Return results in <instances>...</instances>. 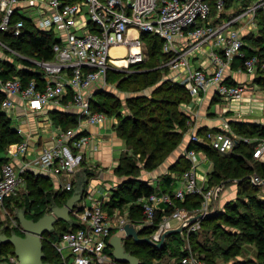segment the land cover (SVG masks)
<instances>
[{
    "label": "built area",
    "instance_id": "2783aa9c",
    "mask_svg": "<svg viewBox=\"0 0 264 264\" xmlns=\"http://www.w3.org/2000/svg\"><path fill=\"white\" fill-rule=\"evenodd\" d=\"M225 1L0 0V32L18 37L27 21L40 32L53 33L56 39L52 45L53 57L48 60L21 55L0 39L3 55L0 59H9L7 54L15 55L29 62L30 69L40 74L39 78L26 82L19 74L5 80L0 78V91L4 94L2 111L10 117V110L15 107L11 97L18 96L30 111L53 105L65 111L75 110L77 119L75 128L59 131L53 144L43 146L29 162L20 167L11 162L1 166L0 208L8 197L16 195L21 188L26 189L23 175L28 165L68 178L81 167L85 150L91 143L82 125L100 124L106 118L104 112L92 110L91 101L96 93L108 87L110 72L146 61L142 33L161 39L162 52L169 56L162 66L175 72L166 78L182 85L193 100L209 96L211 100L227 103L225 111L239 112L241 104L248 107L246 111L262 109L264 101L256 93L255 78L264 75V59L258 54L245 56L243 37L255 29L256 14L264 8V0H250L239 12L221 19L226 10ZM16 15L21 18L14 21ZM211 15L213 22L209 19ZM242 21L249 29L244 35L239 26ZM196 58L201 59L198 66L193 65ZM236 63L239 71L253 77L251 86L227 76ZM15 65L17 69L25 68L19 61ZM259 124L264 126V121ZM16 132L22 134L21 127H17ZM189 138V144H205L220 154L230 153L240 144L249 145L252 159L264 163V137L251 139L236 135L226 121L221 128L207 129L202 135L192 130ZM28 150L27 143L20 141L9 145L7 154L26 156ZM184 156L190 167L179 177L177 188L139 198L142 221L133 223L121 216L114 221L103 210L105 200L101 198L92 199L89 206L74 212L83 227L64 231L54 243L61 263L113 264L115 259L108 252V239L112 230L122 229L126 223H132L137 231L151 227L153 232L149 239L157 244L167 231L187 222L181 231L184 254L180 264H208L193 251L190 240L200 232L220 190L210 188L208 179L197 174L198 167L207 158L203 150L187 146ZM251 183L263 185L264 181L254 174ZM70 189V182L64 184V190ZM262 195L264 197V191ZM190 196L199 197L196 207L180 205ZM157 214L161 216L159 221H156ZM15 227H19L18 222ZM65 248L70 250L71 261L63 254ZM18 263L15 253L4 254L0 259V264Z\"/></svg>",
    "mask_w": 264,
    "mask_h": 264
},
{
    "label": "trees",
    "instance_id": "16d2710c",
    "mask_svg": "<svg viewBox=\"0 0 264 264\" xmlns=\"http://www.w3.org/2000/svg\"><path fill=\"white\" fill-rule=\"evenodd\" d=\"M234 1L235 0L225 1L226 11L232 8L231 6L232 4H234ZM249 1L250 0H241L240 10L246 7ZM212 10L215 13V7L213 5ZM224 14H221V16H223ZM18 18L21 17L19 15H16L14 17V21ZM256 24H258L259 27L257 32L253 33L251 31L243 37L245 43L243 46V50L246 57H251L254 54H258L262 59H264V8L259 9V11L257 12ZM141 37L145 44L147 59L143 63L131 66V68L135 70L128 74H125V81L130 85H134L139 81V84L142 82L143 87L155 85L158 81H160L161 84H159V86L156 88L155 93H161L163 94V97H161L158 101H156L155 99H151V101H148L147 99H143L142 97H136L130 100L128 102V107L133 110L132 117L125 116L119 119V122L116 123L115 130L117 131V135L121 138H124L127 141V144H131L134 148L133 150H136L137 153L141 154L144 151L146 152L147 150H151L149 151L150 153L148 155V158L144 163V167L147 170H152L161 161L162 158L160 155L163 153V151H165L167 147L169 148L180 140L181 135L179 131L172 130L175 127L180 129V131L182 132V129L186 127L190 118L187 114L179 111V119H176V106L182 102V97L184 98L186 96L189 100L191 99V97L182 85L166 78L169 70L167 69V67L162 66V63L165 62L169 56L162 52L161 39L145 33H142ZM0 39L21 55L33 57L37 60L51 59L53 57L52 45L56 42L53 33L40 32L34 28L31 22L27 21L24 22V27L22 28V33L20 36L15 37L10 33L0 32ZM11 56L14 57L13 59L16 62L19 61L23 63L25 68L17 69L15 62H13L12 60L0 59L1 79L5 80L7 78H10L14 74H19L24 82L32 78L40 77V74L38 72H33L30 69V67L32 66L29 62L22 60L15 55ZM238 65L239 64L236 63V66ZM118 72H110L108 81H110L111 78L112 80H114V76L120 74ZM139 78H141V81ZM255 83L261 85L262 88H264V75L256 77ZM134 90L137 89L134 88ZM104 95L105 92H98L94 95V98L91 101L92 110L102 111L106 115H115L113 114L114 111H112L109 107H119L118 101H115L111 105H108L107 98H109V96L106 95L104 97ZM175 96L180 97H177V99H175L174 101L172 99ZM3 98L4 94L0 91V152L6 150L9 145L21 141V137L19 136V134H17V132L11 127L10 117H8L1 109ZM116 115L119 116L118 113ZM54 119H56V123L62 128H69L68 126L66 127L68 121L72 123L76 122L75 119H68L62 114L59 116L56 115ZM171 123L175 124V126L172 127ZM162 124L169 127V129H163V131L159 130ZM232 125L235 126V129H233ZM230 126L238 134L248 135V129L250 126H252V124L248 125V123L245 122H231ZM253 126L255 129V135L264 137V126L255 124H253ZM204 132L205 129H200L197 131V133L201 135ZM146 140H149L153 143V147L151 149H147L149 144L151 145V143H148ZM242 147L247 148L245 151H240L239 149ZM188 148L203 150L209 158H211L212 155H215L214 153L220 155L221 157H219V159H216L212 162L213 169L209 176V186L212 188H218V190H220L230 183H236L238 196L243 195L244 198L249 201V203H245V212H240L237 205L231 204L230 202L225 203V207L222 213H216L214 215L209 214L203 220L202 227L210 223L215 216V218H221L223 222L231 224L234 227L240 226V230H242L240 236L253 243L255 245L257 254L260 257H263L262 261L253 262L251 260H247L246 262H242L240 264H264V199L262 200L259 198L261 187H264V184L253 185L251 183V176L253 174H257L264 181V163L253 160L250 146L245 144L236 146L232 152L227 154H220L217 151L209 148L205 144L190 143L188 145ZM7 161L8 160H4V158H1L0 168ZM253 161L256 164L255 168H253L250 164V162ZM179 162V169H173L172 172H177L181 175L190 167V162L185 158V156L180 157ZM116 172L120 175H125L130 178L122 184V187H120L118 190H115L114 193L111 194L110 200L108 202L103 203V210L108 214L109 217L113 215L115 210H120L123 206L127 205L128 211L130 212L128 220L133 223L140 222L143 219V214L141 203H138L139 198L148 197L150 194L157 191H171L169 188L164 189L159 186L152 187L146 182L138 179L135 176L136 167L131 163H126L125 166L123 164H120L117 167ZM23 177L25 183H28V185H30L34 189L35 195L37 196L33 200H30L28 198L29 196L26 197V202L24 205L26 211L23 212L26 218L36 221L46 215L45 209L48 206L49 201L53 198H56V196L48 193L51 192L50 190L46 191V187H48V185L45 186V183H41L42 185H38L39 181L44 182V179L42 177H34L28 172H26ZM171 180L172 177H166L163 182L164 186L169 187L168 183H170ZM75 192L79 193L83 198L82 191L78 192L76 188L71 185L70 190H64L63 193L58 194V203L53 206H63ZM12 198L13 197L11 196L5 200L6 205L9 201H11ZM199 201V197L190 196L187 197L185 202L181 203L180 205L185 206L186 208L196 207ZM76 208L77 207L75 206L72 210L70 214V220L66 223L64 222V224L69 227H64L62 231L56 234V231L54 230V227H56L55 224L52 231L43 234L41 242H45L46 245L50 246L51 248V252L45 255L43 252L45 246L42 244L44 263L62 264L60 257L54 248V243L60 239V236L64 231L75 230L77 228L83 227L81 223L75 224V222H73V213L82 210V208ZM160 218V214H157L156 221H159ZM17 221L19 227H13L10 229H8V227L4 228L3 231H0V235L9 237L12 234H17L23 236V232L22 230H20L21 225L18 218ZM213 226L215 228L219 227L218 223H215V225ZM115 231V229L112 230V233H114ZM137 232L140 238H150L153 229L151 227H147L138 230ZM197 234L191 237L190 242L192 249L193 251L198 253H206L204 256H200L203 257V259L208 264H212V259L210 257L212 255L210 253L212 249L207 248L206 245L196 244V242H194L193 240L196 239ZM171 236H175V234H170L167 236L162 249H156L146 242H135L131 238L125 239L123 241V249L124 252L137 257L136 254L140 252L139 249L141 247H148L144 251V253L145 256H149V258L144 259L143 256V264H150L152 260H160L163 258L165 253L170 251L169 254L172 256L174 255L175 258L174 264H180V259L184 253L181 247H172L173 239H170ZM180 240L182 241L183 245L184 239L183 237H181V235ZM218 247L219 250L228 252V247L224 248L220 247V245ZM108 252L113 257L111 248H109ZM141 252H143L142 248ZM7 253H14V247L10 243L0 240V259L2 255ZM137 258L140 264H142L140 258ZM113 264L123 263L115 261Z\"/></svg>",
    "mask_w": 264,
    "mask_h": 264
},
{
    "label": "rangeland",
    "instance_id": "374dc122",
    "mask_svg": "<svg viewBox=\"0 0 264 264\" xmlns=\"http://www.w3.org/2000/svg\"><path fill=\"white\" fill-rule=\"evenodd\" d=\"M232 11H235V13L239 12L240 8H241V0H235L234 4H232L231 6ZM230 10V9H229ZM229 10H225L224 11V15L229 17L231 14L229 12ZM210 21L213 22L214 21V16H210L209 17ZM256 24V21H255ZM254 29V28H253ZM259 29L258 24L255 25V29L253 30V33H256L257 30ZM1 51V50H0ZM7 58H9L10 60H12L13 62H15V64H17V62L13 59L14 57L11 56V54H7ZM135 70V69H134ZM133 68H129V69H124L122 71H119L118 75H115V79L112 80V78L110 79L109 83H108V87L105 88V95H108L109 98H107V102L108 105H111L113 102L118 101L119 103V107H109L112 111H114L113 114L115 115H107L106 117H110L111 120H113L114 118L116 119L117 122H119V119L125 117V116H129L132 117L133 114V110L130 109L128 107V102L136 97H142L143 99H147L148 101H151V99H155L156 101H158L161 97H163V94L161 93H155L156 88L159 86L160 81H158L155 85L152 86H148V87H143L142 82L139 84V81L137 83H135L134 85H130L128 84V82H126L125 80V74H128L132 71H134ZM144 71V70H143ZM127 72V73H125ZM142 72V70H141ZM141 81V78H139ZM252 84V83H251ZM253 85V84H252ZM256 93L258 95L259 98L263 99L264 101V88H262L261 85L256 86ZM252 86V88H255ZM137 89V90H134ZM177 97L180 96H175L172 100L175 101V99H177ZM210 100V98L208 99V101ZM182 102L179 103L176 106V111H177V115H176V119H179V111H182L183 113L187 114L189 116V121L186 125V127L184 129H182L183 131L181 132L180 129L175 128V124H172L173 130L172 131H179L180 133V140L176 143L173 144L172 146H170L169 148L167 147V149L165 151H163V153L160 155L161 156V161L158 163V165L152 169V170H147L144 167V163L146 161V159L148 158L149 155V151L151 150H147L146 152H142L137 153L136 150H133L134 148L132 147L131 144H127V141L124 138L119 137L121 140H124V142L126 143V151L121 155V157L118 159V166L120 164H123L124 166L126 165V163H131L136 167V173L135 176L146 182L150 179H158L160 180V182H164V179H166V177H169L171 175L180 176V173L178 174L177 172L173 173V169H179L180 166V162H179V158L184 156L181 153L180 149H183V145H184V140L186 139V136L191 133V129L194 127V121H193V117L194 119H196L195 113L194 111H191L190 106H192V101L193 99L191 98L190 100L185 96L184 98L182 97ZM214 101V100H212ZM211 101V102H212ZM227 103H223L222 101H214V103L210 104L209 102L204 106V108H207V106L210 107V112H213L214 114H210L207 119L209 120H215V122L220 121L221 122H225V118L229 119V125L230 123H239V122H243L244 123V119H248L250 118V120L252 119L253 123L248 122V125H251L248 129V135H242V134H238L236 131H234L233 129H235V126L232 127L230 126V128L235 132L236 135H242L245 137H249L251 139L254 138H258L259 136L255 135L254 131V126L255 125H260L259 123H254L255 120H258L262 115V117L264 116V107H262V109H258L255 110L257 111V113H255L254 111H245V109H243V107L239 108V112H235V110L229 109L228 111L226 109ZM261 112H260V111ZM196 111V110H195ZM118 113L119 116H117L116 114ZM250 115H258L259 117H250ZM207 116V115H206ZM234 117V118H233ZM261 117V118H262ZM175 118V117H174ZM204 118H206L204 116ZM264 118V117H263ZM259 119L260 123L264 121V119ZM240 119V120H237ZM15 121L12 122V125H15L14 123ZM174 123V122H173ZM246 123V122H245ZM116 128V125L114 126V129ZM163 129H169V127L165 126L164 124H162L160 126L161 131H163ZM66 130V128L64 129ZM214 130H217L216 128ZM116 131V130H115ZM117 133V131H116ZM148 143H151V145L149 144L147 149H151L153 146V143L149 140H146ZM173 143V142H172ZM247 147H242L239 150L240 151H245ZM168 150V151H167ZM204 154L206 155V153L204 152ZM215 155H212L211 158H209L206 155V161L202 162L200 164V166L198 167V170L201 171H206V170H210V168L213 169V165L212 162L215 161L216 159H219V157H221L220 155L214 153ZM226 156V155H225ZM188 160V159H187ZM189 161V160H188ZM257 162H260L259 160ZM251 166L253 168H255V163L250 162ZM84 167H87L85 164H83V166L81 167V170L72 178V182H73V186L76 188V190L78 192L82 191V194L84 196L85 191H84V180L89 179L90 177H95L97 173L100 172V168L98 166H94L91 168H87L86 172L90 171V174H82V171L84 169ZM83 168V169H82ZM90 169V170H89ZM115 169V168H114ZM116 172V170H114ZM172 173V174H171ZM118 176H121L122 181L120 180L119 185H117V190L119 189V187L122 186L123 182H125V180L127 181L130 177H127L125 175H120L118 173H116ZM211 174V173H210ZM90 175V177H88ZM254 175V174H253ZM178 176V177H179ZM44 184V182L39 181L38 185H42ZM91 183H94L93 181ZM27 185V187H26ZM209 185V183H208ZM25 187L26 189H20L16 195H13L11 201L8 202V204L6 205V202L4 204V206L2 208H0V231H3L4 228L10 229L15 227V225L17 224V215L19 212H25L26 208H25V202H26V197H28L30 200L35 199V197H37L35 195L34 189L28 185V183H25ZM212 188V187H210ZM237 187L235 184H228L227 186L223 187V189H220V191L217 194V198H216V202H212V207L210 209L209 214H219L222 213L223 209H224V205L227 202H230L231 204L237 205L238 210L240 212H245V207L246 204L245 203H249V201H247V199L244 198V196H238V194L236 193ZM260 194H259V198L260 199H264L263 197V191H264V187H261L260 190ZM52 195H55L56 198H53L49 201L48 206L45 209V213L50 214L51 210L50 208L55 205L56 203H58V194H61L60 190L57 192V190L51 189V192H48ZM109 199V198H108ZM108 202V200H107ZM81 206V204H80ZM249 206V205H248ZM214 207V208H213ZM33 212V211H32ZM31 212V213H32ZM118 215L121 216L123 219L128 220L129 216H130V212L128 211L127 205L123 206L122 209L118 210ZM216 217V216H215ZM214 217V218H215ZM212 219V221L210 223H208L207 225H205L204 227H202V229L200 230V232L196 235V239L193 240L194 242H196V244L198 245H206L207 248L212 249L211 250V259H212V264H240L242 262H246L247 260H251L253 262H258V261H262L263 257H260L257 254L255 245L249 241H247L246 239H244L241 235L242 230H240V226H232L231 224H227L225 222H223V220L221 218H215ZM15 219V220H14ZM211 219V217H210ZM215 223L219 225V227L215 228L213 225H215ZM174 225V223H173ZM56 227H54V230L56 231V234H58L60 231H62L64 229V227H69L66 226L64 223L62 222H56ZM54 231V232H55ZM172 240V247H181L182 246V241L180 240V234H175V236H171L170 239ZM45 247H44V254L47 255L48 253L51 252V248L50 246L46 245V243H42ZM220 245V247H228V252H223L222 250H219L218 246ZM141 248L143 250V252H141ZM139 250L140 252L137 253V257L140 258L142 264L144 263V259L145 258H149V256H145L144 251L148 248L146 247H141ZM130 250V249H129ZM170 251H168L166 254H164V257L162 259H160L159 261H151L150 264H174L175 258L174 255H170L169 254ZM198 253V252H196ZM63 254L65 255V257L70 260V250L69 249H64L63 250ZM206 253L204 252H200L198 253V255L204 256ZM144 256V259H143Z\"/></svg>",
    "mask_w": 264,
    "mask_h": 264
},
{
    "label": "crops",
    "instance_id": "0c3cea01",
    "mask_svg": "<svg viewBox=\"0 0 264 264\" xmlns=\"http://www.w3.org/2000/svg\"><path fill=\"white\" fill-rule=\"evenodd\" d=\"M230 13H233L232 9L229 10ZM227 17V16H226ZM224 15L221 19L226 18ZM241 33L244 35L247 32H249L248 27L246 26L245 22H241L239 24ZM182 42L187 41V39H181ZM114 53L117 52L116 50L113 51ZM2 52H0V58H2ZM201 64V59H194L193 65L198 66ZM208 65V63H206ZM204 64V66L206 65ZM175 74V72L168 71L167 77H172ZM227 76H230L231 80L243 83L248 86L250 85V82L253 81V77L243 71H239L237 69L236 64L233 65L232 69L227 72ZM105 92V91H102ZM12 100L15 102V107L10 110L9 116L11 119V127L16 131L17 127H21L22 134L19 136L21 137V141H24L28 145V153L26 156L23 155H8L7 149L0 152V159L4 158V160H8L7 162H11L17 167H20L24 165L25 163L29 162L35 155L42 149L43 146L51 145L54 142L55 135L59 132L64 130L65 128H62L60 125L56 123V115H64L68 119L73 118L76 120L75 123L69 122L66 124V127L69 128L66 129H73L77 126V119L75 116V110L73 111H65L60 109L59 107L53 106V105H46L42 110L40 111H30L26 108L25 103L21 100L18 96L11 97ZM209 96L201 97L197 100L192 101V106H190L191 111L196 112L195 116L196 119L193 117L194 121V127L191 130L198 131L200 129H205V131L208 129H219L222 127L223 122L215 120H209L207 117L210 114H214L213 112H210V107L207 106V108H204V106L209 102L210 104L214 103L211 99L208 101ZM212 101V102H211ZM245 111L247 110V106L245 104L241 105ZM196 110V111H195ZM256 110V109H255ZM257 113V111H255ZM260 111V110H259ZM261 112V111H260ZM207 115V116H206ZM107 116V115H106ZM204 116L206 118H204ZM262 117V115H260ZM250 117H259L258 115H250ZM259 119H262V118ZM234 118V117H233ZM255 120L254 123H260V121ZM264 119V118H263ZM45 120V121H44ZM226 122H229V119H226ZM240 120V119H237ZM15 121V125H12V122ZM244 122L253 123L252 119H244ZM117 121L114 118L113 120L110 119V117H106L103 122L100 124H86L82 125L83 131L87 133L91 137V143L85 150V156L83 164H85L87 167H84L82 174H90L91 172H86L87 168L94 167L95 165L100 168V172L96 174L95 177H90L89 179L85 178L84 182V191L85 194L83 198L75 203V206L78 208H83L85 206H89L91 204V200L95 198H101L102 200H110L111 194L114 193L115 190H117V185H119L121 176H118L114 170L118 167V159L121 157V155L126 151V143L124 140H121L119 136L117 135L114 126L116 125ZM190 133L186 136V139L184 140V145L182 146L183 149L181 150V153L184 155L185 150L188 146ZM81 165V167L83 166ZM81 167L76 171V173L71 177L68 178L64 176V174H47L41 169H37L33 166H27V172L34 177H42L45 183L46 191L51 189L57 190V192L60 190L61 193L64 192V184L70 182L71 185H73L72 178L81 170ZM115 168V169H114ZM1 169V168H0ZM90 170V169H89ZM90 172V173H89ZM212 172V168L210 170L201 171L197 169V174L202 179H208L209 182V176ZM172 174V173H171ZM174 176L171 175L172 180L169 184V187H165L164 183L160 182V180L156 179H150L146 181V183L152 187H161V188H169L171 191H173L175 188L179 186V177L181 176ZM94 183H91V182ZM126 181V180H125ZM124 183V182H123ZM161 184V185H160ZM235 184L237 187L236 183ZM74 187V186H73ZM122 187V186H121ZM75 188V187H74ZM120 188V187H119ZM223 189V188H222ZM237 193V190H236ZM109 198V199H108ZM81 204V206H80ZM74 215V213H73ZM73 222L75 224H79V220L76 218V216H73ZM111 218L114 221H118L119 215L118 210H115ZM64 223V221H60ZM66 223V222H65ZM177 224V223H176ZM181 235L180 233H177ZM170 235V234H169ZM168 236V235H167ZM165 237V240L167 238ZM182 237V235H181ZM165 242V241H164ZM183 245L181 246V248ZM166 254V253H165ZM164 257V256H163ZM159 261V260H157Z\"/></svg>",
    "mask_w": 264,
    "mask_h": 264
},
{
    "label": "water",
    "instance_id": "95a60500",
    "mask_svg": "<svg viewBox=\"0 0 264 264\" xmlns=\"http://www.w3.org/2000/svg\"><path fill=\"white\" fill-rule=\"evenodd\" d=\"M82 199L77 192L65 202L61 207H51L50 214L44 215L38 220L26 218L24 212H19L17 217L20 222L23 236L12 234L7 237L0 235V240L8 242L14 247V253L19 258L18 264H51L43 262L42 242L43 234L52 231L53 226L58 221L68 222L70 214L75 207V203ZM216 202V201H215ZM187 225V222L179 228L167 231L162 241L155 244L149 238H140L137 230L132 223H126L122 229L116 230L108 239V247L112 249V255L116 262L123 264H140L137 257L124 252L123 241L131 238L135 242H146L156 249H162L164 239L169 234H177Z\"/></svg>",
    "mask_w": 264,
    "mask_h": 264
},
{
    "label": "bare ground",
    "instance_id": "6f19581e",
    "mask_svg": "<svg viewBox=\"0 0 264 264\" xmlns=\"http://www.w3.org/2000/svg\"><path fill=\"white\" fill-rule=\"evenodd\" d=\"M45 121V120H44ZM57 206V205H56ZM15 220V219H14Z\"/></svg>",
    "mask_w": 264,
    "mask_h": 264
}]
</instances>
